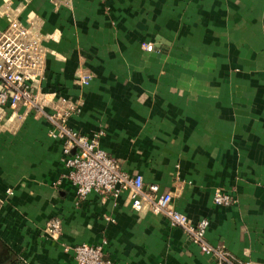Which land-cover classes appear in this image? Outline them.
<instances>
[{"label": "crops", "instance_id": "obj_1", "mask_svg": "<svg viewBox=\"0 0 264 264\" xmlns=\"http://www.w3.org/2000/svg\"><path fill=\"white\" fill-rule=\"evenodd\" d=\"M5 14L39 33V90L79 103L67 128L101 131L123 171L169 192L191 222L208 220L209 245L264 264V0H0V30ZM50 131L28 110L0 127L10 259L75 264L66 245L105 240L114 264H216L161 214L133 210L126 192L77 199ZM217 191L232 204L216 205ZM53 217L57 235L44 228Z\"/></svg>", "mask_w": 264, "mask_h": 264}, {"label": "built area", "instance_id": "obj_2", "mask_svg": "<svg viewBox=\"0 0 264 264\" xmlns=\"http://www.w3.org/2000/svg\"><path fill=\"white\" fill-rule=\"evenodd\" d=\"M5 16L9 18L8 23L0 30V127L14 122L19 110L37 111L50 122V136L62 140L61 161L66 168L64 177L73 187L77 199L83 200L93 191L101 197L115 200L126 192L133 210L148 209L161 214L172 226L180 228L202 253L215 255L216 264H242L230 254L208 244L205 240L209 224L207 219L191 222L172 206L169 192L160 191L156 183L145 184L137 173L123 171L117 161L99 147L101 131L89 138L66 127L65 120L79 111V103L68 101L65 97L52 100L50 94L53 93L39 90L43 74L39 33L34 26H27L8 14ZM142 48L151 51L152 45L142 44ZM88 80L86 74L76 75L80 86H86ZM43 107L48 109L45 111ZM213 202L219 206H230L232 198L217 191L213 194ZM59 227L56 217L44 224L51 235H57ZM105 243V240L97 244L79 243L66 245L64 249L70 250L75 264H114L104 256Z\"/></svg>", "mask_w": 264, "mask_h": 264}, {"label": "flooded vegetation", "instance_id": "obj_3", "mask_svg": "<svg viewBox=\"0 0 264 264\" xmlns=\"http://www.w3.org/2000/svg\"><path fill=\"white\" fill-rule=\"evenodd\" d=\"M1 246H0V252H1ZM3 250V249H2ZM5 250V249H4ZM6 251V253H7V250H5ZM4 256V259L0 262V264H11V262H12V259H10V258H6L5 259V257H6V254L5 255H3Z\"/></svg>", "mask_w": 264, "mask_h": 264}, {"label": "rangeland", "instance_id": "obj_4", "mask_svg": "<svg viewBox=\"0 0 264 264\" xmlns=\"http://www.w3.org/2000/svg\"><path fill=\"white\" fill-rule=\"evenodd\" d=\"M0 245H1V243H0ZM1 248L3 249H1V252H0V262L4 259V256L3 255H5L6 254V257H5V259L6 258H9L8 257V254L6 253V251L4 250L5 248H3L2 246H1Z\"/></svg>", "mask_w": 264, "mask_h": 264}, {"label": "trees", "instance_id": "obj_5", "mask_svg": "<svg viewBox=\"0 0 264 264\" xmlns=\"http://www.w3.org/2000/svg\"><path fill=\"white\" fill-rule=\"evenodd\" d=\"M11 264H25L20 259L12 260Z\"/></svg>", "mask_w": 264, "mask_h": 264}]
</instances>
